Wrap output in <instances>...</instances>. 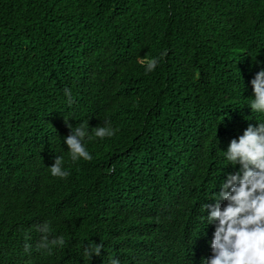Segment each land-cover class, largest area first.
<instances>
[{"label": "trees", "instance_id": "1", "mask_svg": "<svg viewBox=\"0 0 264 264\" xmlns=\"http://www.w3.org/2000/svg\"><path fill=\"white\" fill-rule=\"evenodd\" d=\"M151 58L159 63L146 72L140 60ZM261 70L264 0H0V233L30 228L40 241L37 226L49 222V239L63 236L65 244L38 248L30 264H102L84 249L125 229L98 228L96 216L69 204L70 194L48 193L50 176L38 159L19 156L26 153L15 145L23 127L51 113L74 128L87 122L89 134L117 123L123 136L115 141L84 138L93 158L78 160L74 181L124 189L132 168L157 148L133 109L163 105L164 113L190 116L206 139L246 120L250 82ZM21 252L16 236L0 235V264H23L6 259ZM129 253L147 255V247L133 238Z\"/></svg>", "mask_w": 264, "mask_h": 264}, {"label": "clouds", "instance_id": "2", "mask_svg": "<svg viewBox=\"0 0 264 264\" xmlns=\"http://www.w3.org/2000/svg\"><path fill=\"white\" fill-rule=\"evenodd\" d=\"M140 63L151 72L159 59ZM173 81L181 84L174 75ZM250 83L254 97L249 99L246 120L216 129L206 139L194 132L190 116L164 113L163 105L133 109L157 148L149 160L132 168L124 189L114 182L100 183L98 188L97 181L91 185L74 181V173H80L78 160L93 158L82 143L84 138L113 135L115 141L123 136L117 123L97 126L89 134L87 122L74 128L51 113L25 125L15 145L24 146L26 153L20 158L29 163L37 158L50 176L48 193L70 194L69 204L96 216L98 228L122 225L125 229L122 236L89 242L92 249H84L88 259L100 256L102 264H264V70ZM64 93L71 104V90ZM6 168L8 175L10 166ZM218 171L228 173L217 176ZM37 231L42 234L40 241L30 236V228L1 232L16 236L22 245L19 257L6 259L30 264L38 248L51 251L52 246H64L63 236L49 239V222L38 225ZM160 232L170 235L171 242L166 243ZM133 238L147 247V255H130Z\"/></svg>", "mask_w": 264, "mask_h": 264}]
</instances>
